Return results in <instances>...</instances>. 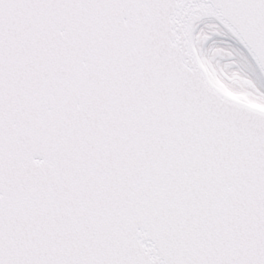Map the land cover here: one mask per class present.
Returning a JSON list of instances; mask_svg holds the SVG:
<instances>
[{"label": "snow or ice", "instance_id": "obj_1", "mask_svg": "<svg viewBox=\"0 0 264 264\" xmlns=\"http://www.w3.org/2000/svg\"><path fill=\"white\" fill-rule=\"evenodd\" d=\"M0 264H264V0H0Z\"/></svg>", "mask_w": 264, "mask_h": 264}]
</instances>
